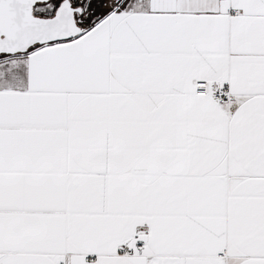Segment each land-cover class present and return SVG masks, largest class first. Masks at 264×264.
<instances>
[{"label": "snow or ice", "instance_id": "snow-or-ice-1", "mask_svg": "<svg viewBox=\"0 0 264 264\" xmlns=\"http://www.w3.org/2000/svg\"><path fill=\"white\" fill-rule=\"evenodd\" d=\"M0 264H264V0H0Z\"/></svg>", "mask_w": 264, "mask_h": 264}]
</instances>
